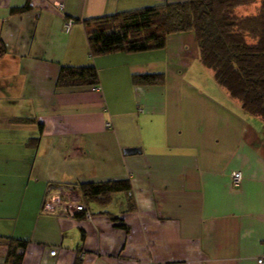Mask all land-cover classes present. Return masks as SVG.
Segmentation results:
<instances>
[{
  "label": "crops",
  "instance_id": "crops-1",
  "mask_svg": "<svg viewBox=\"0 0 264 264\" xmlns=\"http://www.w3.org/2000/svg\"><path fill=\"white\" fill-rule=\"evenodd\" d=\"M184 1L0 0V264L10 238L27 241L22 264H257L264 123L200 64L195 35L90 54L83 21ZM88 66L99 91L55 86L61 67ZM149 74L162 81L134 80ZM117 180L130 195L83 200L89 218L41 212L59 190Z\"/></svg>",
  "mask_w": 264,
  "mask_h": 264
},
{
  "label": "trees",
  "instance_id": "trees-1",
  "mask_svg": "<svg viewBox=\"0 0 264 264\" xmlns=\"http://www.w3.org/2000/svg\"><path fill=\"white\" fill-rule=\"evenodd\" d=\"M28 8L26 4L12 12ZM83 24L92 57L160 50L167 36L193 33L200 64L246 115L264 123V0L162 3ZM3 52L0 43V56ZM162 78L159 74L134 76L138 83L147 85L157 84ZM98 84V72L93 66L61 67L55 82L57 88L70 89ZM78 191L84 201L107 205L114 195L129 194L130 185L127 180L83 183L78 185ZM26 246L27 241L10 238L5 263L22 264Z\"/></svg>",
  "mask_w": 264,
  "mask_h": 264
},
{
  "label": "built area",
  "instance_id": "built-area-1",
  "mask_svg": "<svg viewBox=\"0 0 264 264\" xmlns=\"http://www.w3.org/2000/svg\"><path fill=\"white\" fill-rule=\"evenodd\" d=\"M61 9L62 6L59 5ZM71 26V22L67 21L64 24L65 31H68ZM93 90L99 91L98 86L92 87ZM141 111V110H140ZM109 128L110 124H106ZM231 184L234 188L240 186L242 181V174L240 171H232L230 173ZM130 195V193H129ZM41 212L44 215L63 217V218H74L78 213H83L86 218H89V211L86 205L83 203L81 194L78 190H59L58 194L45 200L42 203ZM51 255L56 254V248L50 251ZM257 264H264V253L258 257ZM153 264V263H150Z\"/></svg>",
  "mask_w": 264,
  "mask_h": 264
},
{
  "label": "water",
  "instance_id": "water-1",
  "mask_svg": "<svg viewBox=\"0 0 264 264\" xmlns=\"http://www.w3.org/2000/svg\"><path fill=\"white\" fill-rule=\"evenodd\" d=\"M138 152H140V151L137 148H126L123 150V153L125 155H133V154L138 153Z\"/></svg>",
  "mask_w": 264,
  "mask_h": 264
},
{
  "label": "rangeland",
  "instance_id": "rangeland-1",
  "mask_svg": "<svg viewBox=\"0 0 264 264\" xmlns=\"http://www.w3.org/2000/svg\"><path fill=\"white\" fill-rule=\"evenodd\" d=\"M243 11V9H241ZM211 74V73H210Z\"/></svg>",
  "mask_w": 264,
  "mask_h": 264
}]
</instances>
